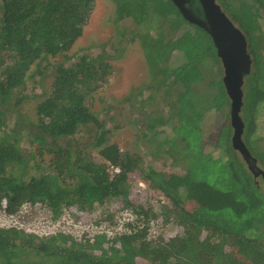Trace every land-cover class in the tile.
Masks as SVG:
<instances>
[{
  "label": "trees",
  "instance_id": "16d2710c",
  "mask_svg": "<svg viewBox=\"0 0 264 264\" xmlns=\"http://www.w3.org/2000/svg\"><path fill=\"white\" fill-rule=\"evenodd\" d=\"M112 1L119 12L115 22L130 18L141 27L132 31L131 40H139L156 96L163 99L165 109L150 112L145 109L149 104L142 101V113L152 120L147 132L156 130L158 134V127H171L166 138H149L156 146L151 152L163 153L183 165L186 174L166 175L148 167L140 153L122 150L109 141L110 129L92 104L99 87L113 74L105 50L98 57L83 55L76 62H57L51 92L35 106V120L19 110L25 96L22 88L29 80L39 85L47 76L48 67L40 62L71 51L89 24L96 0H0V209L15 215L25 204L40 203L52 211L54 220L72 207L96 214L99 206L113 199L123 197L129 204L132 172L151 181L172 207L168 212L165 205L132 208L143 219L127 224L120 233L109 236L102 231L80 240L63 231L38 235L16 226L0 227V264H264V189L246 162L238 158L231 127L221 140L227 145L226 159L203 150L205 111L219 106V101L230 107L222 75L200 87L206 78L207 60L221 69L212 38L188 21L194 29L169 23V12L155 23L145 13L152 9L151 0H141L145 8L141 14L125 10L124 2L133 0ZM217 1L244 31L256 56L243 86L242 118L248 137L253 134L257 106L264 101V76L259 74L262 60L258 61L260 53L255 52L261 48L257 40L263 41L258 20L264 0ZM175 52L185 59L178 66L171 65ZM36 64L37 70L32 71ZM133 95L137 98L138 93ZM15 112L16 119H12ZM94 127L102 132L89 149L70 143L75 135ZM93 150L102 160H96ZM110 164L120 172L111 175ZM33 169L36 172L31 173ZM190 199L199 201L192 210L185 206ZM205 200L210 205H200ZM115 217L106 222L117 225ZM151 221L159 228L157 234L149 231ZM94 222L101 224L103 218L98 216ZM174 224L183 227L182 234ZM203 230L209 232L206 239L200 238ZM215 236L220 239L214 241ZM231 240L238 256L224 247Z\"/></svg>",
  "mask_w": 264,
  "mask_h": 264
},
{
  "label": "rangeland",
  "instance_id": "374dc122",
  "mask_svg": "<svg viewBox=\"0 0 264 264\" xmlns=\"http://www.w3.org/2000/svg\"><path fill=\"white\" fill-rule=\"evenodd\" d=\"M247 1L250 2V0ZM151 3V11H145L144 4H141V0L124 2L123 5L126 11L135 9L134 11L140 14L144 11L148 15L151 14L155 23L164 20L166 14L169 12L167 17L169 23H179L182 26L193 28L190 27L192 25H189L185 18L179 16L175 5L172 3L169 2V6L166 5L164 0H151ZM118 15L117 5L112 0H96V7L92 11L89 24L85 27L83 35L76 41L71 51L67 52L66 56H48L40 62L42 67H48L47 76L43 83L39 85H35L34 80H29L27 85L22 88L25 96H22L23 98L20 103L23 105H20L19 110L35 120V106L51 92L52 82L54 80L53 69L57 62H76L78 57H83V55L98 57L105 50L110 57L112 56L108 60L112 63L113 74L108 82L99 87L98 92L94 95L95 99L92 104L93 110L98 114L100 120L104 121L103 123L107 129H110L107 135L109 141L117 143L122 150L130 149L132 152L140 153L146 159L145 164L148 167L150 165L153 166L159 172L162 171L166 175L173 173L185 175L186 168L183 165L175 164L170 157L163 155V153L156 155L151 152L153 149H156V146L152 138L151 141L149 138L156 135L160 139H164L171 134V127L168 125L158 127V134H155L156 130L149 134L147 132V126L152 120L150 116L142 113V109H144L142 101L144 100L145 103L149 104L145 106V109L150 112L156 109H165L162 103L163 99L162 97L156 96L157 90L155 89L153 81H151V73L139 40L136 38L131 40L132 31L136 30L137 25L130 18L125 17L124 20L122 18L120 21L115 22L113 19ZM144 23H147V21ZM258 23L261 27L258 35L260 34L262 36L263 41L257 40V44L261 48L259 50L256 49L255 52L257 54L258 52L260 53L258 61L262 60V66L259 74L264 76V10L260 11ZM137 28L141 29L139 26ZM250 50L252 51V49ZM252 54L254 63L256 56H254L253 51ZM171 61L172 66H178L185 59L182 53L175 52L171 57ZM219 64L221 69L213 61L209 62L207 60L206 65H208V68L206 70V78L200 82L202 84L200 85L201 88L206 87L204 85L214 80L217 75H222L223 77L224 69L222 62L220 61ZM37 68L38 65L36 64L33 66L32 71H36ZM39 78L37 75L36 79ZM262 88L264 89V80L262 82ZM212 91L213 94L217 93L215 87ZM134 93H138L137 98L134 97ZM219 103V106H217L218 104L214 105L204 113L201 122L203 131L202 143L205 154L226 159L225 149L227 145L221 144V140L223 134L230 127L233 133V127L231 125L230 107L222 104L220 101ZM257 107L258 115L255 117L252 125L254 127L253 134L250 133L247 137L244 132L243 140L248 145L253 156L256 157L258 165L264 169V101L259 102ZM16 113H13L10 117L16 119ZM101 132L102 129L99 127H94L92 130L85 129L80 135H75V137L70 139V143L74 146L77 144L79 146L83 145L89 149L88 145L91 142H96ZM92 154L96 160H102L97 154V150H93ZM237 155L243 161L238 151ZM49 157L48 155L45 156L47 159ZM34 172L36 171L33 169L31 173ZM255 181L264 189V179L261 176L255 177ZM128 195L129 204L125 202L123 197L113 199L99 206L96 214L93 212H84L72 207L57 220L52 218V211L46 206L43 207V204L40 203L33 206L31 204H25L15 215L6 214L1 208L0 227L16 226L17 228L26 229L28 232L31 231L38 235H52L57 231H63L72 233L73 236L80 240L86 238V236H92L94 233L102 231L106 232L109 236L122 232L123 229L127 228L125 227L127 224L136 223L143 219V216L139 215L133 209L140 210L142 208H149L150 205H165L167 208L164 209H167L165 211L168 212L172 207L171 201L164 193L154 188L151 185V181L143 179L138 172L129 174ZM209 202L205 200L200 205L205 203L210 205ZM198 204V200L190 199L186 202L185 206L189 210H192ZM39 205L42 206L40 207ZM114 215H116L115 218L118 220V224L111 226L107 222H111ZM98 216L103 218L101 226L100 224L95 225L94 222ZM149 224L151 225L149 228L151 234H157L159 228L156 223L151 221ZM174 229H177L178 234H182L183 232V227L179 224H174ZM208 235L209 232L203 230L200 238L206 239ZM212 239L215 241L216 239L219 240L220 237L215 236ZM233 241L227 242L224 247L228 252L238 256L237 248Z\"/></svg>",
  "mask_w": 264,
  "mask_h": 264
},
{
  "label": "water",
  "instance_id": "95a60500",
  "mask_svg": "<svg viewBox=\"0 0 264 264\" xmlns=\"http://www.w3.org/2000/svg\"><path fill=\"white\" fill-rule=\"evenodd\" d=\"M182 16L204 29L212 38L224 69L223 83L230 99L233 133L232 146L237 150L254 176H263L262 169L243 140L245 122L242 118L244 83L252 72L253 54L246 34L232 20L217 0H171Z\"/></svg>",
  "mask_w": 264,
  "mask_h": 264
},
{
  "label": "built area",
  "instance_id": "2783aa9c",
  "mask_svg": "<svg viewBox=\"0 0 264 264\" xmlns=\"http://www.w3.org/2000/svg\"><path fill=\"white\" fill-rule=\"evenodd\" d=\"M109 170H110V174H111V175H114L115 173L120 172L119 167H117V166H115V165H113V164H110V166H109ZM3 206H4V207L6 206V202H3ZM3 210H4V209H3ZM4 211H5V210H4ZM100 226H101V224H100ZM123 230H125V229H123Z\"/></svg>",
  "mask_w": 264,
  "mask_h": 264
},
{
  "label": "flooded vegetation",
  "instance_id": "af4514ba",
  "mask_svg": "<svg viewBox=\"0 0 264 264\" xmlns=\"http://www.w3.org/2000/svg\"><path fill=\"white\" fill-rule=\"evenodd\" d=\"M248 167V166H247ZM259 176H261V175H259ZM255 177H257V176H255ZM261 178H263L264 179V177L263 176H261Z\"/></svg>",
  "mask_w": 264,
  "mask_h": 264
},
{
  "label": "clouds",
  "instance_id": "9594fccd",
  "mask_svg": "<svg viewBox=\"0 0 264 264\" xmlns=\"http://www.w3.org/2000/svg\"><path fill=\"white\" fill-rule=\"evenodd\" d=\"M248 146V145H247Z\"/></svg>",
  "mask_w": 264,
  "mask_h": 264
}]
</instances>
